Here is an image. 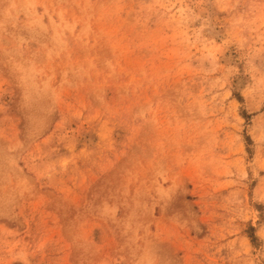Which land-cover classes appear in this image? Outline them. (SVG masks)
Returning <instances> with one entry per match:
<instances>
[{"label": "rangeland", "instance_id": "obj_1", "mask_svg": "<svg viewBox=\"0 0 264 264\" xmlns=\"http://www.w3.org/2000/svg\"><path fill=\"white\" fill-rule=\"evenodd\" d=\"M0 264H264V0H0Z\"/></svg>", "mask_w": 264, "mask_h": 264}]
</instances>
